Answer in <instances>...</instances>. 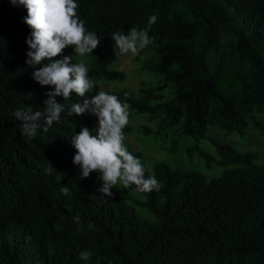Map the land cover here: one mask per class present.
I'll use <instances>...</instances> for the list:
<instances>
[{"label": "trees", "instance_id": "16d2710c", "mask_svg": "<svg viewBox=\"0 0 264 264\" xmlns=\"http://www.w3.org/2000/svg\"><path fill=\"white\" fill-rule=\"evenodd\" d=\"M76 2L101 45L73 63L88 58L89 78L97 82L127 79L125 72L108 70L115 60L111 34L143 28L157 17L149 32L155 40L144 49L156 62L142 69L160 73V81L138 96L108 92L192 138L187 152L198 150L207 168L225 169L209 179L156 162L158 190L137 191L144 198L133 202L114 188L113 197H104L97 191L102 182L74 173L60 178L74 166L70 139L84 126L91 129L95 116H68V107L82 98L58 96L66 107L61 121L32 139L21 134L14 112L27 105L43 111L53 89L37 83L26 64V8L0 0V264H86L84 250L92 253L87 264H264V152L255 147L257 136L258 145L264 142V0ZM143 131L152 133L149 126ZM206 139L215 154L199 147ZM126 147L143 164L142 152ZM50 163L51 175L44 171ZM65 185L69 196L60 192Z\"/></svg>", "mask_w": 264, "mask_h": 264}, {"label": "clouds", "instance_id": "9594fccd", "mask_svg": "<svg viewBox=\"0 0 264 264\" xmlns=\"http://www.w3.org/2000/svg\"><path fill=\"white\" fill-rule=\"evenodd\" d=\"M15 7L23 6L27 10V16L23 23L31 29L30 36L26 39L28 51L26 52V64L34 69L33 79L41 86H51L53 90L46 93L47 99L43 101V111L34 110L32 106H21L14 112V116L21 122L20 131L26 138L32 139L37 135V130L43 131L61 121V114L65 112V105L57 102V97L69 100L72 94L82 98V103H72L67 112L68 116L90 113L95 116L97 126L90 129L82 127L75 133L70 142L76 149L73 164L78 166L81 180L89 178L92 173H97L98 181H102L97 189L104 197H113V188L119 190L135 185L139 192L158 190L159 183L155 176H145V168L141 160L128 151L124 140L123 129L129 123V105L121 101L118 96L108 91L116 92L111 82L101 83L89 78V69L83 62L73 63L75 56L91 54L101 45V39L95 31H89L85 22L77 14L79 7L76 0H10ZM155 15L149 17L143 28L132 27L127 33L114 32L111 34L115 49V60L118 57L119 70H108L121 73L124 69L121 65V57L128 54L138 55L135 59L133 70L140 72L137 62L145 55L149 59L145 63L156 62L150 55L154 53L147 48L154 42L155 37H150L149 32L156 23ZM72 47L75 55H63L62 59H56L64 53L66 48ZM118 50V51H117ZM142 50L146 51L142 54ZM144 69V68H143ZM145 71H149L144 69ZM155 75L160 73L153 72ZM158 78L151 77L149 83L142 82L139 93L143 87L153 88ZM125 81V80H124ZM145 83L147 86H143ZM98 84L99 91L96 90ZM102 84L110 86L103 89ZM107 88V87H106ZM94 89V96L86 94ZM148 127V126H147ZM74 167V166H73ZM51 175L56 171L53 166L44 169ZM60 192L70 195V189L65 185ZM77 224L82 223L77 215L74 218ZM89 229L93 225L89 223ZM82 229H78L81 231ZM92 253L88 250L81 251L80 258L86 264Z\"/></svg>", "mask_w": 264, "mask_h": 264}, {"label": "rangeland", "instance_id": "374dc122", "mask_svg": "<svg viewBox=\"0 0 264 264\" xmlns=\"http://www.w3.org/2000/svg\"><path fill=\"white\" fill-rule=\"evenodd\" d=\"M74 50V49H73ZM73 50H71L72 55H74ZM118 51V50H117ZM140 54V53H139ZM138 55H125L121 57V65L124 69L123 72L127 73V79L125 81H107L102 80L99 82L107 83L111 82L114 86L115 91L127 90L128 92H133L136 95L139 93L140 86L142 82L149 83L151 77L159 78L150 71H145L142 69L143 63L145 60L149 59L148 55L143 56L138 62L137 65L140 68V72L133 70L135 59L138 58ZM81 62L85 63V65L89 67V60L86 58L85 61L82 59ZM110 70H119L118 68V57L116 60L109 66ZM112 84H102L103 89H108ZM107 87V88H106ZM129 113H131V117H129L128 125L123 129L125 140V145H130L135 151L142 152L143 156V165L145 170L148 172L150 176H155L154 165L156 162H162L168 165L171 169H185L191 170L194 169L203 173L207 178L212 179L214 177H218L225 168L217 169L216 166L209 169L206 167V162L203 156H201L198 150L194 151L193 155H190L187 150L195 145V141L190 137H181L177 132V128H171L166 123L159 124L158 120L153 119L147 113H140L128 109ZM97 126V122L93 125V128ZM149 126L152 129L151 134L144 133V127ZM129 129L131 131L129 132ZM258 139V136H257ZM255 140V147L260 151L264 152V142L259 143L258 140ZM197 145V143H196ZM200 148H203L208 154H215V148L211 144L209 140H202L199 144ZM264 154V153H263ZM71 173L80 175L78 166L74 165V167L69 171L60 176V178H65ZM92 182H102L98 181L97 173H92L89 178H86ZM120 195H122L127 201L133 202L134 199L144 198V195L130 189L123 188L122 185L118 186ZM137 213L143 217L150 219L151 214L142 208H137Z\"/></svg>", "mask_w": 264, "mask_h": 264}]
</instances>
